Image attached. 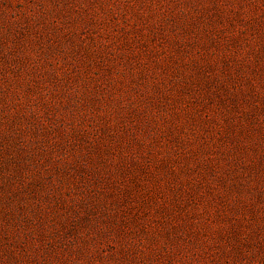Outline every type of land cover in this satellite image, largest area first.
Returning <instances> with one entry per match:
<instances>
[{"label": "rangeland", "instance_id": "rangeland-1", "mask_svg": "<svg viewBox=\"0 0 264 264\" xmlns=\"http://www.w3.org/2000/svg\"><path fill=\"white\" fill-rule=\"evenodd\" d=\"M0 264H264V0H0Z\"/></svg>", "mask_w": 264, "mask_h": 264}]
</instances>
